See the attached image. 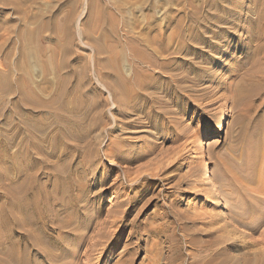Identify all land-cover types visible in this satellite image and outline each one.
<instances>
[{"label": "rangeland", "instance_id": "1", "mask_svg": "<svg viewBox=\"0 0 264 264\" xmlns=\"http://www.w3.org/2000/svg\"><path fill=\"white\" fill-rule=\"evenodd\" d=\"M257 22L264 0H0V264H264Z\"/></svg>", "mask_w": 264, "mask_h": 264}, {"label": "bare ground", "instance_id": "2", "mask_svg": "<svg viewBox=\"0 0 264 264\" xmlns=\"http://www.w3.org/2000/svg\"><path fill=\"white\" fill-rule=\"evenodd\" d=\"M263 23L262 22H257L255 24V27L257 29V36H261V33H262V29H263ZM208 33V32H207ZM82 112V111H81ZM223 125L221 124V127ZM10 140H5V142H3V147L5 150H8L10 148ZM13 165V164H12ZM206 167H207V163L205 164ZM15 167V166H14ZM203 180L205 182L206 185H208L211 190L213 192H216V187H215V184L213 182V179H212V176H211V173L208 169H206L204 175H203ZM26 183V182H25ZM27 184V183H26ZM22 187V186H21ZM29 190V189H28ZM29 195V193H28ZM35 196V195H34ZM34 198V197H33ZM16 199V202H17V205L21 211V213H27L29 211H33L34 213L37 212V207L34 206L33 204L34 203H30V202H27V198H26V194L23 190H21L19 192V194L17 195V197H15ZM32 200V199H31ZM13 202V200L11 199L9 201V204H11ZM37 204V203H36ZM6 207L4 206V209H2V212H1V217H0V222L1 224L5 227V228H10L14 225V217H15V214L13 212H9L8 210L5 209ZM40 211V210H39ZM31 215V214H30ZM261 238V237H260Z\"/></svg>", "mask_w": 264, "mask_h": 264}]
</instances>
